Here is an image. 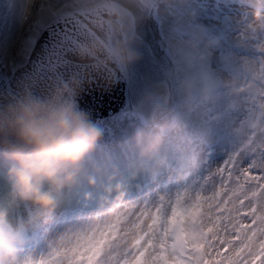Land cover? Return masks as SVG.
<instances>
[{
    "label": "bare ground",
    "instance_id": "obj_1",
    "mask_svg": "<svg viewBox=\"0 0 264 264\" xmlns=\"http://www.w3.org/2000/svg\"><path fill=\"white\" fill-rule=\"evenodd\" d=\"M39 1L36 0V5H32L33 0H31L27 10L25 9L26 0H0V65L6 66L5 69H0V75L8 76L15 69L16 63L28 57L35 42V40H31V37L33 38L36 34L39 37L41 33L44 37L43 30L50 23L74 11L95 10L97 2H99V0H42L41 8L37 12L36 6ZM117 1L118 3L114 5L118 7L120 19L112 24L114 29L112 45L120 53L129 70L131 107L139 103L138 100L147 96L154 99H157L156 96H160L163 103L173 91L171 78L182 74L185 80L182 84V91L177 94V99L186 105L184 117L186 119L193 117L197 120L185 123L183 116L182 118L178 117L175 124L171 126L168 137L182 146L184 152H176H181L184 155V160L188 161H186L187 165H192L196 157L199 158L197 160L200 163H203L204 156H207L208 153L211 154L210 150L213 151L212 177L209 179L207 175L196 174L188 177L187 183L185 179L179 177L174 180L175 184L172 180L169 182V177L172 175L169 171L175 170V167H178L182 162L177 163L178 156L174 154L177 148L168 146L166 140L154 128L135 129L128 123V118L136 116L138 112L134 108H131V111L125 109L127 112L125 113L124 110L122 114H119L122 117L115 119L114 123L106 121L99 126L102 129L101 136L89 153L94 156V159L88 160L87 156L84 158L75 181L64 188L60 203L53 210L52 218L60 213H66L65 225L67 229L61 230L64 232L81 226L86 216L93 217L112 207L114 196L112 197L111 194L116 196L121 193L120 191L126 189L128 184L124 185L125 182L118 180L116 184H113L115 187L110 189V184L118 178L120 172L115 174V168L107 170L106 167L109 165L106 164L96 165L102 164L100 159L108 155L109 152L120 153L118 162L123 157V162L130 163H134L135 159L130 158L128 161L125 155L121 157V154H131L132 150H136L137 156L140 157L144 155L165 160L170 156L172 163L170 164V161L167 160V165L161 166L166 169L163 170L162 182L167 181V184L160 192L156 191L148 196L150 201L146 206L142 199L124 198L125 200L122 199L123 202L119 206L114 207L118 213V219L123 225L124 242L128 244L132 243V240H138L139 236L145 237L147 240L145 248L149 250L150 255L144 264H202L204 260L207 264H240V256H243L248 264L250 257H259L264 252V238L259 244L257 243L258 238L264 235V150L260 147L264 143V134L258 141L247 145L240 153L229 182L226 176L228 172L226 164L237 146L246 143L249 136L246 123L252 119L253 100L255 98L258 100L256 95L259 90H257L255 76L256 39L230 30L228 33L234 34L235 40L244 41L243 45L225 41L220 43L216 37L224 34V30L217 29L218 34H216V29H210V27L208 29L207 26H201L197 21H194L192 30H188L185 23L189 17L181 16L179 9L175 12L176 0L174 2L173 0H159V3L169 9L173 4V23L169 25H167L169 17L166 16L165 19V11L161 14L162 18L159 22L151 21L146 14L141 16L133 13L131 7L126 4V0ZM131 1L139 5L144 2V0ZM190 1L188 6L193 11L196 10V14L202 13L207 21L227 18L220 14L221 11L201 9V7L214 10L222 8L223 13H226L228 10L225 5H229V3L225 0ZM247 2L249 4L250 0ZM30 5L32 6L29 9ZM244 9L239 8L240 15L241 10ZM200 16L202 17V15ZM249 16L258 36L264 38V29H262L264 26L260 23L259 26L262 28L258 29L255 24V22L259 23V18L255 17L253 11L249 13ZM38 17H41L38 26L32 29L33 22ZM39 26L42 30L38 29ZM262 45L264 42L261 41L259 46ZM163 47L182 51L183 56L187 53L190 54L192 51L189 49L190 47H195L198 58L185 61L173 57L171 52L165 53L164 59H155V55ZM224 53L231 54L233 63H226ZM232 57L230 58L232 59ZM133 58L138 61L134 62ZM206 59L214 62L215 68L211 69L208 65L203 68L201 63ZM173 61L176 68L167 70L165 65L168 62L170 66H173ZM139 68L140 70H138ZM143 73H155L158 76L159 80L156 87L154 86L157 94L154 93L150 80ZM226 73H228L227 77ZM211 74L216 76L214 81L207 84L201 80ZM201 83L203 84L201 85ZM201 96L215 99L213 106H208L206 109L203 100L199 99ZM243 110L245 114L237 118ZM215 112H225V114L214 117ZM134 119L131 120L132 124L135 123ZM226 123L243 128L234 132ZM126 142H130V146H127ZM123 147L125 151H123ZM88 163L92 167L91 171L87 172ZM245 166L247 172L244 173L243 167ZM197 167V169L203 168L201 165ZM259 170H261L260 173ZM174 175L175 173L172 176ZM192 182L195 185H192ZM134 185L136 182L129 188ZM45 187L47 186L45 185ZM87 191L92 194L90 202H87L85 196ZM0 198H2L1 194ZM84 202L91 208H95V212L86 209H83V212L77 211L78 208L75 206L84 208ZM15 205L18 206L17 203ZM159 205H161V209ZM68 209L73 213L67 214L66 210ZM20 211L25 214L23 209L20 208ZM33 211L35 214V206ZM179 215H185L187 218L186 232L194 257L192 262L178 260L170 252L169 242L165 236L164 222L175 220ZM155 216H158V220L154 219ZM196 219L199 222L197 227H195ZM206 233L210 234L212 242L209 249L201 242L204 250L201 258L199 248L195 246V243L196 240L200 242ZM250 241L258 246L251 247ZM152 250H155L154 253Z\"/></svg>",
    "mask_w": 264,
    "mask_h": 264
},
{
    "label": "clouds",
    "instance_id": "obj_2",
    "mask_svg": "<svg viewBox=\"0 0 264 264\" xmlns=\"http://www.w3.org/2000/svg\"><path fill=\"white\" fill-rule=\"evenodd\" d=\"M76 95L69 87L47 95L25 90L0 105V156L8 163L10 184L7 200L0 201V264H111L126 246L113 206L81 227L50 236L44 251L26 247L30 226L52 218L102 133ZM19 201L35 206L27 221L10 217Z\"/></svg>",
    "mask_w": 264,
    "mask_h": 264
},
{
    "label": "rangeland",
    "instance_id": "obj_3",
    "mask_svg": "<svg viewBox=\"0 0 264 264\" xmlns=\"http://www.w3.org/2000/svg\"><path fill=\"white\" fill-rule=\"evenodd\" d=\"M175 0H173L174 2ZM116 2L118 3V1L116 0ZM225 2L229 3L226 4L225 6H227V12L223 13V9L222 8H218V10H214V9H210V8H205L203 9L201 7L202 10H211L214 12H220L221 15L226 16V19L223 20H205L203 17V14L200 13V15H202V17L199 14H196V10L193 11L188 5L191 3L190 0H176L175 2V12L177 9L180 10V15L183 17H189V19L186 21L185 26L188 30H192L193 25H194V21H197L198 24H200L201 26H207V28L209 29H216L215 31L217 32L216 34H218V30H224L225 33L222 35H217L216 40H218L220 43L225 41L226 43H235L237 45L242 44L244 41H239V40H235L234 39V34L232 33H228V31L233 30V31H237L241 34H244L246 36L249 37H253L256 39V48H255V52H256V56H257V60H256V80H257V87L259 90V93L256 95V97L258 98V100L255 98V100H253V113H252V119L248 120L246 123V128H248V132H249V136L246 139V143L242 144V145H238L236 150L233 151L231 153V155L228 158V162L226 164L227 166V181L229 182L231 180V173L234 172L235 169V165L237 164V161L239 159L240 153L246 148L247 145H250L253 142L258 141V139L260 138V136L262 134H264V100H261L260 97H264V45L259 46V43L262 41L264 42V38L263 36H258V33L256 32V28H254V24L253 21L250 20V16L249 13L250 12H254L255 8L253 9L252 6L247 4V0H225ZM262 3L261 0H250V4H260ZM126 4L131 7L133 13H135L136 15H141L143 16L144 14L147 15L148 19L153 21L152 18V9L155 5H162L161 7L163 8V10L165 11V15L168 18L167 20V25H169L170 23H173V4H172V8L169 9L168 7H165V5L159 3V0H154L152 2H149L148 0H144V2L139 5L138 3H134L131 0H126ZM223 4V3H221ZM264 5V3H262ZM126 5V6H127ZM113 9L117 7L115 5H113L112 7ZM239 8H245L244 10H241V15L239 14L238 10ZM112 9V10H113ZM129 9V8H128ZM256 12H259L260 14H264V13H260V9H256ZM174 12V13H175ZM117 13H118V9H117ZM175 15V14H174ZM118 19H120V14L118 15ZM255 17H258V15H255ZM260 18V21H258L259 23L255 22L256 26L258 29L262 28L261 26H259L260 23L264 22V17H258ZM117 19V20H118ZM136 20V19H135ZM248 21V22H247ZM221 26V28H219ZM153 27H155V25H153ZM263 29V28H262ZM186 45H188V43H186ZM188 48V47H187ZM190 50H192L190 52V54H186L185 56H183V52L182 51H174L172 50L170 47H163L161 48V50L158 51V53L155 55V59H164L165 56L164 54H173V57L179 58L181 60H189V59H194V58H198V54L197 51L195 50V47H190ZM174 52V53H173ZM134 53V52H132ZM191 56V57H190ZM232 57L230 53H224V59H226V63H233V57L232 59L230 58ZM26 58H24L23 60L19 61L18 63H16V65L14 66L15 69L17 67H19L20 65H22L23 63H25ZM136 59V58H135ZM133 61L136 62L138 61L136 59V61L133 58ZM208 61V62H207ZM202 67L205 68L207 65L209 67L215 68V63L210 61V60H205V62L203 61ZM172 65V64H171ZM166 69L168 70L170 68V70L173 68H176V64L173 61V66H170L167 62V64L165 65ZM6 66H1L0 65V69H5ZM15 69L8 75L10 76ZM140 70V68L138 69ZM146 72V71H145ZM128 74H129V70H128ZM149 80L150 83L153 86V91L155 94H157V91L154 89V86L156 87L157 82L159 80L158 76L154 73L152 74H148V73H143ZM228 73H226V77H227ZM7 76V77H8ZM130 76V75H129ZM215 74H211L208 75L206 77H204L203 79H201L202 81L206 82L207 84L209 82H212L215 80ZM226 79V78H225ZM184 77L183 75L179 74V75H175L174 77L171 78V82H172V90L170 96L164 100L163 103H165L163 105V103L161 101L162 97L160 96H156L154 99L153 97L147 96L143 99L138 100L135 105H133V107H131L130 105V87L128 90V96H129V106H128V111H131V108H134L135 111L139 113L138 109L141 110H145L146 114H149L153 121H161L163 123H167L170 124L172 126V121L178 119V117L183 116V121L186 123H191L194 122V120H197L195 118H185L184 117V108H185V104L183 102L178 101L177 99V94L182 91V84L184 83ZM203 83H201L202 85ZM130 86H131V82H130ZM161 94V93H160ZM255 97V96H254ZM147 98V99H146ZM199 99L203 100L204 103V107L207 109L208 106H213L215 99H210L209 96H205V97H200ZM161 102V103H160ZM127 111L125 110V113ZM263 112V113H261ZM136 114V113H135ZM225 112H215V116L214 117H218V116H224ZM245 112L244 110L241 111V114L239 113V115L237 116V118H240L242 115H244ZM139 115V114H138ZM138 115L135 116L134 119V126L136 127L139 125V120H138ZM116 117V116H115ZM122 117V116H119ZM134 118V117H133ZM112 118H109L107 120H110ZM114 119V117H113ZM129 119V118H128ZM132 118L129 119L128 123H132L133 121H131ZM106 121V120H105ZM174 125V124H173ZM226 125L234 132L241 130L243 127L238 128L237 126H234L232 123H226ZM261 149L264 150V143L260 145ZM213 152V151H211ZM205 157V156H204ZM245 169V171H243L244 173L247 172V168L246 166L243 167ZM261 170H259L260 173ZM263 171V170H262ZM258 173V174H259ZM249 176V174H247ZM212 176V175H211ZM189 207V206H188ZM190 209V207L188 208ZM195 216V215H194ZM199 224V222H197L196 219V226L197 227ZM197 233V231H196ZM262 238H264V235H261L260 238H258L257 243L259 244L262 240ZM201 242L203 243V245L205 247H207V249L210 248L211 242H212V237L210 236L209 233L205 234V237L200 240V242H198L196 240V245L199 248V253L201 255L202 258V251L204 252V250L202 249V245ZM251 247L256 248L258 245L253 244L252 241H250ZM248 257V255H247ZM259 257H264V252L261 256ZM258 257L256 256H252L249 258L248 260V264H264V260H259L257 259ZM240 264H246V259H244L243 256H240ZM202 264H207L206 260H204V262Z\"/></svg>",
    "mask_w": 264,
    "mask_h": 264
},
{
    "label": "water",
    "instance_id": "obj_4",
    "mask_svg": "<svg viewBox=\"0 0 264 264\" xmlns=\"http://www.w3.org/2000/svg\"><path fill=\"white\" fill-rule=\"evenodd\" d=\"M95 26L100 31L92 28L90 35L76 33L74 36L72 31L65 32L52 47L34 56L12 80L0 81V105H6L25 90L47 95L63 87L76 91L80 108L89 114L95 107L100 109L99 104L109 98L116 99L121 93V86L110 79L115 57L111 56L113 52L109 39H104L107 32L100 25ZM124 91L125 86L122 88V103L116 112L127 105ZM109 110L114 111L115 107L111 105Z\"/></svg>",
    "mask_w": 264,
    "mask_h": 264
},
{
    "label": "snow or ice",
    "instance_id": "obj_5",
    "mask_svg": "<svg viewBox=\"0 0 264 264\" xmlns=\"http://www.w3.org/2000/svg\"><path fill=\"white\" fill-rule=\"evenodd\" d=\"M115 3H117L116 0H99L95 7L93 18L104 27L112 25L117 19L116 13L112 10ZM90 27H92L94 31H100L95 25L90 24ZM260 99L264 100V97H260ZM146 243L147 240L141 241L138 245L133 243L126 244L121 252L112 259L111 264H144V261L150 255L149 250L145 248ZM154 251L155 250H152L153 253ZM257 259L264 260V257H258Z\"/></svg>",
    "mask_w": 264,
    "mask_h": 264
}]
</instances>
